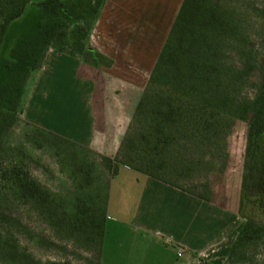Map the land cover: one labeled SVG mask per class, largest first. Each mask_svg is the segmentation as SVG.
<instances>
[{"label": "crops", "instance_id": "0c3cea01", "mask_svg": "<svg viewBox=\"0 0 264 264\" xmlns=\"http://www.w3.org/2000/svg\"><path fill=\"white\" fill-rule=\"evenodd\" d=\"M183 2L104 0L88 44L99 63L50 51L27 95L26 120L115 159ZM195 138H183L159 177L122 165L109 180L104 264H122L112 242L125 230L135 244L124 264H225L243 229L241 201L228 199L225 169L211 180L208 158H193Z\"/></svg>", "mask_w": 264, "mask_h": 264}, {"label": "trees", "instance_id": "16d2710c", "mask_svg": "<svg viewBox=\"0 0 264 264\" xmlns=\"http://www.w3.org/2000/svg\"><path fill=\"white\" fill-rule=\"evenodd\" d=\"M32 4L40 10L37 32L19 40L9 59L0 61V138L14 122V117L9 115L21 107L30 73L43 68L49 50L95 65L101 58L89 50L88 44L104 0H0V59L10 25L21 19ZM231 22L215 0H184L118 156L113 160L102 157L110 179L117 176L122 165L159 177L167 167L174 165V153H181L183 138L195 137L197 110L209 108L234 117L249 128L250 147L240 212L252 203V196L264 194V162L259 159L264 144V81L253 98L235 99L237 88L244 81L239 77L228 79L236 71L227 66L222 56L224 41L235 35ZM68 32L73 33L74 41L69 40ZM71 46L78 47L79 52L67 51ZM28 124L54 141L92 152ZM98 189L101 191V185ZM0 190L18 203L33 205L43 216L56 218V224L102 253L109 183L104 197L91 198V203L81 201L75 205L73 215L63 212L61 218H58L60 203L20 166L0 172ZM263 237L264 226L248 220L230 252L228 263L237 252ZM0 245L6 250L5 260L40 264L8 240Z\"/></svg>", "mask_w": 264, "mask_h": 264}, {"label": "rangeland", "instance_id": "374dc122", "mask_svg": "<svg viewBox=\"0 0 264 264\" xmlns=\"http://www.w3.org/2000/svg\"><path fill=\"white\" fill-rule=\"evenodd\" d=\"M215 1L230 18L235 29V35L224 41L222 51L227 66L236 71L228 79L239 77L244 81L237 88L235 99H251L264 81V0ZM39 16L40 10L36 4H32L26 8L21 19L10 25L0 61L9 59L19 40L37 32ZM72 34L68 32L70 41L75 38ZM66 50L79 52V48L74 46ZM50 51L57 52L54 49ZM43 68L30 73L21 107L9 115L14 117V122L0 138V172L11 166L24 168L60 203L61 215L58 218H61L63 212L73 215L75 205L81 201L91 203V198L98 195L104 197L110 172L98 154L54 141L28 124L24 115L27 95L35 73L41 72ZM195 135V141L190 148L193 158L196 161L202 157L208 158L211 163V180L216 178L218 169H225L228 199L234 202L240 197L241 208L250 147L248 125L213 109L199 108ZM259 159L264 162V144L261 145ZM99 185L101 191L98 189ZM250 202L252 203L244 207L243 213L240 212L243 228L248 220L264 226V194L252 196ZM55 221L56 218L51 220L49 215L40 214L33 205L18 203L0 190V243L6 240L12 242V246L40 264H104L102 253L96 246L72 236ZM126 233V230L125 233H119L112 242L115 249L113 252L122 264L134 260L132 252L135 241ZM1 248L0 264H18L11 259L5 260L6 250ZM228 260L229 257L225 264ZM228 264H264V237L237 252L233 261Z\"/></svg>", "mask_w": 264, "mask_h": 264}, {"label": "built area", "instance_id": "2783aa9c", "mask_svg": "<svg viewBox=\"0 0 264 264\" xmlns=\"http://www.w3.org/2000/svg\"><path fill=\"white\" fill-rule=\"evenodd\" d=\"M184 254H185V251L181 248H178V251H177L178 258H182Z\"/></svg>", "mask_w": 264, "mask_h": 264}]
</instances>
